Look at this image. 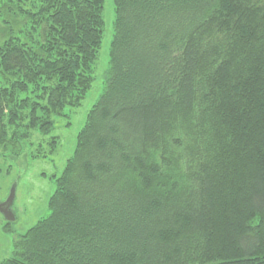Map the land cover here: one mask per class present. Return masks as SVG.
<instances>
[{
    "label": "trees",
    "instance_id": "16d2710c",
    "mask_svg": "<svg viewBox=\"0 0 264 264\" xmlns=\"http://www.w3.org/2000/svg\"><path fill=\"white\" fill-rule=\"evenodd\" d=\"M104 3L0 0V156L29 140L46 156L54 116L81 105ZM114 5L51 212L0 264H264V0Z\"/></svg>",
    "mask_w": 264,
    "mask_h": 264
},
{
    "label": "rangeland",
    "instance_id": "374dc122",
    "mask_svg": "<svg viewBox=\"0 0 264 264\" xmlns=\"http://www.w3.org/2000/svg\"><path fill=\"white\" fill-rule=\"evenodd\" d=\"M103 16L105 27L95 81L80 106H67L63 114L54 116L53 130L42 139V151L46 156L33 157L32 154L40 146L36 140L33 142L28 139L29 142L20 151V144H8L2 149V153L6 154L0 156V205L7 200L15 186L12 204L15 219L9 221L0 212V263L13 256L14 243L20 235L50 214V199L56 190L57 178L62 174L67 160L73 156L78 134L105 89L114 35V0H105ZM53 138H57V146L54 151H50Z\"/></svg>",
    "mask_w": 264,
    "mask_h": 264
},
{
    "label": "water",
    "instance_id": "95a60500",
    "mask_svg": "<svg viewBox=\"0 0 264 264\" xmlns=\"http://www.w3.org/2000/svg\"><path fill=\"white\" fill-rule=\"evenodd\" d=\"M15 199V186L11 189V192L5 202L0 205V212H2L7 220H14L15 216L12 212V204Z\"/></svg>",
    "mask_w": 264,
    "mask_h": 264
}]
</instances>
